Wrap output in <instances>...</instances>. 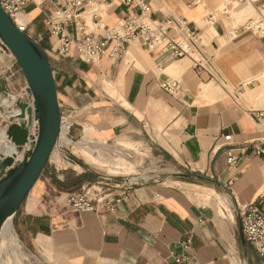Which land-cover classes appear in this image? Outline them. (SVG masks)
<instances>
[{"label":"crops","instance_id":"1","mask_svg":"<svg viewBox=\"0 0 264 264\" xmlns=\"http://www.w3.org/2000/svg\"><path fill=\"white\" fill-rule=\"evenodd\" d=\"M106 1L114 5L99 10L104 25L138 9L124 0ZM148 1L152 17L178 15L199 31L191 55L177 58L165 45L150 48L136 40L122 58L105 52L99 64H87L62 55L58 38L49 37L45 19L52 3H31L22 16L49 55L61 114H70L68 137L60 140L83 152L88 140L72 139L85 133L143 143L165 161L163 181L127 191L113 210L80 211L68 204L67 194L94 176L84 174L83 163L73 165L72 173L50 158L12 221L45 264H179L183 254L185 264H264V254L243 238L240 220L244 204L264 210V156L245 149L251 142L264 147V120L255 116L264 108V37L239 30L230 39L242 23L235 26L230 12L215 15L217 0ZM257 1L252 6L258 14L264 0ZM1 73L20 97L24 74ZM169 78L181 81L179 93L162 87ZM0 109L1 118L6 111ZM2 148L16 146L1 135ZM228 148L240 156L234 169L226 162ZM67 150L60 149L63 160ZM206 192L215 197L205 200L200 195Z\"/></svg>","mask_w":264,"mask_h":264},{"label":"built area","instance_id":"2","mask_svg":"<svg viewBox=\"0 0 264 264\" xmlns=\"http://www.w3.org/2000/svg\"><path fill=\"white\" fill-rule=\"evenodd\" d=\"M255 1L257 0H227L222 7L217 9L215 15L229 14L231 10L245 3L254 5ZM48 2L54 5L53 10L46 15L45 19L49 37L58 38V51L62 55L74 54L77 60L87 64H99L105 52L113 57L122 58L129 45L136 40L150 48L165 45L175 57L182 58L191 55L195 44L200 40L199 31L189 27L187 21L181 16L172 15L165 19L152 17V7L148 0H124L125 4L135 3L138 9L129 11L124 19L114 25H104L98 18V12L102 7H113L114 5L113 2L106 0H1V5L17 28L39 44L37 39L32 37L30 22L28 20L19 21L17 15L24 12L31 3L37 5ZM215 15L210 16V22L216 20ZM100 29H103L102 33H99ZM239 30L264 37V12H258L256 17H250L240 28L231 30L228 37L235 38ZM51 48L54 49V47ZM162 87L172 95L179 93L182 89L181 81L173 78L163 81ZM69 115L67 114L66 117L62 115V123H68L67 130L71 124ZM255 116L259 120H264V108L257 110ZM224 139L230 141L231 135H225ZM250 148L255 155L264 156V147L251 142L245 145V149ZM226 162L228 167L234 169L240 163V156L233 149L228 148ZM125 181L130 182L129 179ZM131 189L133 188H128L127 191ZM127 191L117 194L107 193L98 198L88 193H68L66 200L73 209L80 211L99 212L102 206L113 210L117 203L125 199ZM240 220L245 240L253 244L263 255L264 210L255 203L244 204L240 207ZM190 246V239L183 241L185 251H188ZM187 260V254L176 258L179 264H185Z\"/></svg>","mask_w":264,"mask_h":264},{"label":"water","instance_id":"3","mask_svg":"<svg viewBox=\"0 0 264 264\" xmlns=\"http://www.w3.org/2000/svg\"><path fill=\"white\" fill-rule=\"evenodd\" d=\"M0 43L11 51L27 82L24 92L15 100L20 111L12 115V123L5 131L16 149L0 155L1 230L7 219H13L57 148L62 114L48 53L17 28L1 0ZM11 92L9 79L1 73L0 104L11 98ZM32 124L34 128L30 131Z\"/></svg>","mask_w":264,"mask_h":264},{"label":"rangeland","instance_id":"4","mask_svg":"<svg viewBox=\"0 0 264 264\" xmlns=\"http://www.w3.org/2000/svg\"><path fill=\"white\" fill-rule=\"evenodd\" d=\"M225 1L227 0H217L213 8L221 7ZM230 16L235 19L234 25L237 26L239 23H245L250 17H256L257 13L252 4L245 3L241 7L231 10ZM0 69L7 70L9 74L18 71V75L23 79L22 69L16 62L11 51L3 47V45L0 48ZM13 78H15V75ZM24 90L25 88L22 93ZM13 92L19 98V93L14 90ZM6 106H8V110L9 107H11L10 110L14 109L15 101L11 106L9 103ZM16 110L18 109L16 108ZM11 112L9 111L7 114L9 115ZM7 114L3 113L0 118V129L6 128L12 123V116H8ZM32 130L33 127L31 126L30 131ZM87 134H79L75 139H72L74 141L88 140L90 147L87 152L75 150L73 144L62 139L54 150V154L51 156V165H59L61 171H63V167H66L68 171L75 173L72 168L74 167L73 165L83 163L84 165L81 166L86 170L84 174L94 176V179L85 186L69 191L68 193H88L90 196L98 198L103 194L120 193L127 191L128 188L163 181V176L167 173L164 172L165 161L162 157H158V154L150 146L124 139L104 141L94 138L90 134L88 138ZM97 140H99L100 145L95 143ZM63 148L68 149L67 158L64 160L62 159L60 151ZM13 151L15 150L2 148L0 154L2 152L3 154H7ZM76 167L78 170L82 169L80 166L76 165ZM127 179L130 182L127 183L125 181ZM211 195L206 192V194L203 193L200 196L205 198V200H209L215 197ZM8 228L13 232L16 238V244L14 242H8L7 234L5 235L2 247L0 245L1 264H45L43 255L30 247L28 239L23 237L14 223L12 224V218L9 220Z\"/></svg>","mask_w":264,"mask_h":264},{"label":"bare ground","instance_id":"5","mask_svg":"<svg viewBox=\"0 0 264 264\" xmlns=\"http://www.w3.org/2000/svg\"><path fill=\"white\" fill-rule=\"evenodd\" d=\"M17 18H18V20L19 21H26V19H24L23 18V16H22V13H19L18 15H17ZM2 43H0V47L2 48ZM3 47H5L4 45H3ZM13 55V54H12ZM16 98H17V95L14 93V92H11V98L10 99H4V101L2 102V104L1 105H3L4 106V109L6 110V114L9 112V111H12L11 112V114L9 113V115H15V114H17L19 111H20V109H18L17 107H15L14 109H12V110H8V106H6V104L7 103H9L10 104V106L13 104V102L16 100ZM11 101H13L12 103H11ZM32 102V101H31ZM16 108L18 109V110H16ZM8 115V114H7ZM8 115V116H9ZM67 126H68V123H66V122H63L62 123V127H61V135H60V138H59V141H60V139L62 138V137H68L67 135H66V131H67ZM32 127L34 128V124H32ZM5 131H6V128H2V129H0V135H2V136H4L5 138H7L6 137V134H5ZM8 139V138H7ZM9 140V139H8ZM59 143V142H58ZM1 150V149H0ZM2 151V150H1ZM54 152V151H53ZM2 154V153H1ZM7 154H11V152L10 153H7ZM53 154V153H52ZM52 156V155H51ZM19 157H21V155H18V158ZM35 186V185H34ZM34 186H33V188H34ZM32 188V189H33ZM9 220H10V218L9 219H7L6 220V222L3 224V226H2V228H1V230H0V245H1V247H2V245H3V241H4V238H5V235L7 234V239H8V242H14L15 244H16V238H15V236H14V234H13V232L11 231V229H9L8 228V223H9ZM12 224H13V221H12ZM1 262H2V260H0V264H1Z\"/></svg>","mask_w":264,"mask_h":264}]
</instances>
